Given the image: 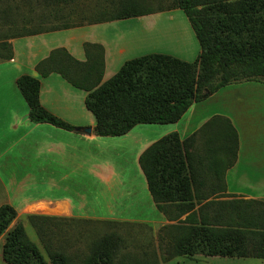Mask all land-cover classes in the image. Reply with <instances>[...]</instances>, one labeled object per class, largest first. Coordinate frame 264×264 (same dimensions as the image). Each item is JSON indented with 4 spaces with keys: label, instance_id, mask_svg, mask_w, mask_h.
Here are the masks:
<instances>
[{
    "label": "crops",
    "instance_id": "1",
    "mask_svg": "<svg viewBox=\"0 0 264 264\" xmlns=\"http://www.w3.org/2000/svg\"><path fill=\"white\" fill-rule=\"evenodd\" d=\"M180 11L9 40L12 57H0V206L9 205L16 211L9 230L18 223L24 229L31 226L29 216L50 217L57 226L58 222L75 220L125 224L131 232L144 227L154 255L162 244L170 242L164 235L166 226L183 221L189 214L192 222L202 214L209 218L215 215L213 207L199 210L205 202H264V83L227 85L192 104L175 123L139 124L125 135L101 137L93 133L95 118L85 107L86 92L72 87L57 73L40 77L35 71V65L55 48H64L76 60L85 61L84 42L104 48L102 82L115 75L124 62L147 54L171 55L192 62L200 48L187 18L182 14L172 16ZM24 75L39 79V102L45 110L78 129L90 128L91 133L31 122L28 105L17 87V79ZM214 116L228 119L238 136L236 160L224 172L225 196L218 197L219 193L212 189L198 186L193 199L202 203L192 210L180 214V208L170 205L166 214L160 212L139 157L170 133H177L182 141L187 139ZM222 135L208 128L199 140L203 148H208L220 145L215 138ZM176 216L180 218L169 219ZM4 242L1 237L0 264H7L2 257ZM216 259L238 258L196 255L192 261Z\"/></svg>",
    "mask_w": 264,
    "mask_h": 264
},
{
    "label": "trees",
    "instance_id": "2",
    "mask_svg": "<svg viewBox=\"0 0 264 264\" xmlns=\"http://www.w3.org/2000/svg\"><path fill=\"white\" fill-rule=\"evenodd\" d=\"M169 1L166 8L156 12L143 10L135 2L122 3L115 14L89 24L181 10L200 48L192 62L171 55L147 54L124 62L115 75L102 82L104 48L97 43L84 42L83 62L64 48H55L35 65L40 77L57 73L72 87L86 92L84 103L95 118V135L117 137L139 124L175 123L192 104L204 101L227 85L264 83V0ZM4 18L0 57L5 59L12 57L10 39L83 26L66 25L18 33L20 29L27 30L19 27L17 18L9 15ZM17 87L28 105L31 122L78 131L41 106L39 79L21 76ZM208 128L221 129L223 142L217 148L223 158L214 156L213 146L202 152L195 149V136ZM237 148V132L230 121L221 116L212 117L183 141L173 132L151 145L139 157V165L157 209L165 214L170 205L180 208V214L192 210L202 203L193 199L198 186L212 189L213 193H219L218 197L225 196L224 172L235 162ZM203 162L207 165L203 166ZM212 207L216 209L215 215L209 218L202 214L196 222H192L190 214L183 221L178 220L180 216L169 217L178 223L165 227L164 235L170 239L166 261L196 255L264 260V202L212 200L203 203L199 210ZM15 218L16 211L11 206H0V236L6 233L2 257L7 264H124L119 257L121 240L116 230L95 239L83 256H70L62 248L49 245L50 217L29 216L47 253L46 261L21 223L9 230Z\"/></svg>",
    "mask_w": 264,
    "mask_h": 264
},
{
    "label": "rangeland",
    "instance_id": "3",
    "mask_svg": "<svg viewBox=\"0 0 264 264\" xmlns=\"http://www.w3.org/2000/svg\"><path fill=\"white\" fill-rule=\"evenodd\" d=\"M135 2L143 10L158 11L160 8H166L169 0H68L65 3L56 0H0V32L2 33V23L6 21V15L14 16L18 20L19 27H25L27 31L20 29L18 33L30 31H42L50 28L63 27L66 25H85L95 21L107 19L115 14L122 3ZM180 11V10H179ZM169 12V11H164ZM172 16L183 15L173 13ZM10 36V35H9ZM211 130L219 128H210ZM198 133L194 139V147L203 151L204 145L200 142ZM215 136V135H213ZM212 139V138H211ZM222 144L223 139L215 138ZM220 144V145H221ZM226 144V143H225ZM214 148V156L222 157V152L217 147ZM227 157V155H225ZM28 219V218H27ZM29 221V220H28ZM30 223V222H29ZM49 222L48 242L51 247L62 248L68 255L79 254L83 256L91 243L109 233L110 230H116L120 237L119 257L124 264H159V261L167 264H264L261 259H216L212 261H192L194 258L175 257L169 261L168 242L162 244L160 251H155L154 255L149 250L148 232L144 227L137 228L138 231L131 232V227L125 224H116L115 226L103 222H77L68 220L58 222V226ZM28 238L34 242L40 249L44 259L48 261L47 253L43 244L40 242L32 225L26 226ZM133 230V229H132ZM6 238V233L0 238ZM160 245V244H159ZM168 249V250H167ZM159 253V254H158ZM198 260V259H197Z\"/></svg>",
    "mask_w": 264,
    "mask_h": 264
},
{
    "label": "water",
    "instance_id": "4",
    "mask_svg": "<svg viewBox=\"0 0 264 264\" xmlns=\"http://www.w3.org/2000/svg\"><path fill=\"white\" fill-rule=\"evenodd\" d=\"M78 130H82L83 132L89 134L91 133V129L90 128H79Z\"/></svg>",
    "mask_w": 264,
    "mask_h": 264
}]
</instances>
